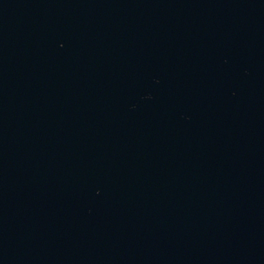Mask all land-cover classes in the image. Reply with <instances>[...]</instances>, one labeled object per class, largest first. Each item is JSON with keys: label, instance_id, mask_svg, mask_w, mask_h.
<instances>
[{"label": "water", "instance_id": "1", "mask_svg": "<svg viewBox=\"0 0 264 264\" xmlns=\"http://www.w3.org/2000/svg\"><path fill=\"white\" fill-rule=\"evenodd\" d=\"M0 264H264V0H0Z\"/></svg>", "mask_w": 264, "mask_h": 264}]
</instances>
